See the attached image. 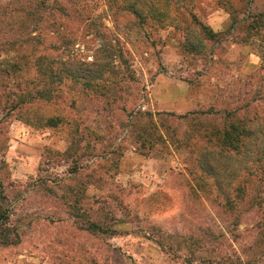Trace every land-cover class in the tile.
I'll return each mask as SVG.
<instances>
[{
    "label": "rangeland",
    "instance_id": "obj_1",
    "mask_svg": "<svg viewBox=\"0 0 264 264\" xmlns=\"http://www.w3.org/2000/svg\"><path fill=\"white\" fill-rule=\"evenodd\" d=\"M0 205V264H264V0H0Z\"/></svg>",
    "mask_w": 264,
    "mask_h": 264
},
{
    "label": "trees",
    "instance_id": "obj_2",
    "mask_svg": "<svg viewBox=\"0 0 264 264\" xmlns=\"http://www.w3.org/2000/svg\"><path fill=\"white\" fill-rule=\"evenodd\" d=\"M148 1H150V9L163 10L164 7H166L168 4H170V0H148ZM191 18L193 19V21L196 22V20L194 19V17L192 15H191ZM236 133L238 135H240V137H241V130H239L234 123H230L228 126V129L225 130L223 133V137H222L221 142H222L224 147H227L228 149H236L237 146L242 145L239 138L235 136ZM242 137H243V135H242ZM6 222L7 221H6L5 212L0 205V234H3L0 237L1 245H7V244L12 243V241L10 239H8V237L5 234V226L4 225Z\"/></svg>",
    "mask_w": 264,
    "mask_h": 264
}]
</instances>
